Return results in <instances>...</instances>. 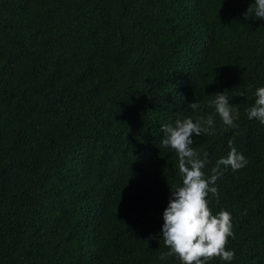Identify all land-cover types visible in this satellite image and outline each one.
<instances>
[{
  "label": "trees",
  "instance_id": "trees-1",
  "mask_svg": "<svg viewBox=\"0 0 264 264\" xmlns=\"http://www.w3.org/2000/svg\"><path fill=\"white\" fill-rule=\"evenodd\" d=\"M254 0H0V264H180L160 237L181 184L161 128L228 91L238 125L193 137L221 169L231 264H264V20ZM210 264H222L219 258Z\"/></svg>",
  "mask_w": 264,
  "mask_h": 264
},
{
  "label": "clouds",
  "instance_id": "clouds-1",
  "mask_svg": "<svg viewBox=\"0 0 264 264\" xmlns=\"http://www.w3.org/2000/svg\"><path fill=\"white\" fill-rule=\"evenodd\" d=\"M264 20V0H254L243 14V20ZM228 91L210 96L207 107L214 109L210 114H202L200 102L187 105L193 116L177 117L162 126L160 147L173 151L178 160L181 184L170 191L167 208L163 211L164 221L160 237L168 249L159 256L160 260L175 256L180 264H210L219 258L222 264H231L235 257L227 250L229 238H234L232 216L227 210L213 214L209 207V194L219 199L217 181L222 176V168L238 171L248 161L229 140L230 151L219 158L210 174L205 173L210 163L208 153L193 147V137L217 134L216 119L219 118L223 130L234 129L238 125L239 108L230 103ZM254 103L246 110L248 120H257L264 125V87L257 88Z\"/></svg>",
  "mask_w": 264,
  "mask_h": 264
}]
</instances>
